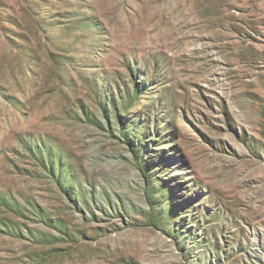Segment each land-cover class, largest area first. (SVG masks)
Listing matches in <instances>:
<instances>
[{
	"label": "rangeland",
	"instance_id": "obj_1",
	"mask_svg": "<svg viewBox=\"0 0 264 264\" xmlns=\"http://www.w3.org/2000/svg\"><path fill=\"white\" fill-rule=\"evenodd\" d=\"M0 264H264V0H0Z\"/></svg>",
	"mask_w": 264,
	"mask_h": 264
}]
</instances>
